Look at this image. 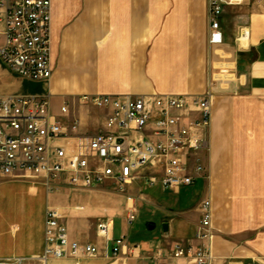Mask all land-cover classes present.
<instances>
[{
	"label": "crops",
	"instance_id": "1",
	"mask_svg": "<svg viewBox=\"0 0 264 264\" xmlns=\"http://www.w3.org/2000/svg\"><path fill=\"white\" fill-rule=\"evenodd\" d=\"M245 1L224 9L223 44L212 48L207 0H51V78L19 79L0 61V99L45 96L57 116L68 102L70 114L60 119L65 124L77 120L79 137L104 131L107 115L94 108L91 114L79 102L82 96L200 97L220 63H229L232 78L212 87L208 148L201 155L205 175L178 192L157 187L173 195L183 189L185 200L169 208L141 194L134 199L136 206L163 209L159 237L144 248L124 243L113 258L92 230L93 220L97 225L111 221L114 238L116 210L106 204L111 193L101 186L75 188L18 173L0 179V264H42L48 210L61 214L71 241L92 244L99 252L91 259L46 264H153L158 250L200 245L195 235L205 201L210 202L213 236L203 245L211 264H264V1ZM243 29L248 35L244 48L239 42ZM222 55L228 58H217ZM141 184L150 188L139 180L127 190L137 187L141 193ZM128 207L126 200V215ZM148 224L154 231L155 225Z\"/></svg>",
	"mask_w": 264,
	"mask_h": 264
},
{
	"label": "built area",
	"instance_id": "2",
	"mask_svg": "<svg viewBox=\"0 0 264 264\" xmlns=\"http://www.w3.org/2000/svg\"><path fill=\"white\" fill-rule=\"evenodd\" d=\"M240 3L207 0L210 47L223 44L220 18L224 9ZM50 22L51 0H0V61L17 78L32 82L51 78ZM213 69L216 73L210 76L209 88L200 97H80L84 107L107 114L104 131L93 136L79 137L75 119L69 124L62 122L60 118L70 114L68 102L62 103L57 116L45 96L0 99V179L23 173L48 183L63 181L75 188L112 183L121 194L139 180L150 188L173 192L193 185L206 172L201 155L208 148L212 87L232 78L227 63L216 64ZM126 200L130 202L126 223L131 225L137 210L132 196H126ZM96 232L105 253L117 257L124 247V237L112 238V222H100ZM44 236L45 248L39 258L42 264L91 259L99 252L92 244L71 241L57 210L46 213ZM212 236L210 202L205 201L195 235L200 245L176 246L167 253L158 250L151 261L211 264L212 256L203 243Z\"/></svg>",
	"mask_w": 264,
	"mask_h": 264
},
{
	"label": "rangeland",
	"instance_id": "3",
	"mask_svg": "<svg viewBox=\"0 0 264 264\" xmlns=\"http://www.w3.org/2000/svg\"><path fill=\"white\" fill-rule=\"evenodd\" d=\"M247 2V0L245 1ZM245 6L242 4L239 7L241 8ZM244 31V30H243ZM224 55V54H223ZM217 57L218 59L228 58V56ZM210 81V80H209ZM57 112L58 109H55ZM89 112L92 114V109H89ZM58 114V113H57ZM112 184V183H111ZM142 188L141 193L137 191V187H132L130 190L126 191V194L129 193L131 196H134L133 199L141 194V196L147 199H155L158 200L159 204L162 207L172 208L177 202L184 201L188 196L185 191H183L180 195H173L168 192H162L159 188H147L145 185L141 184ZM107 193L112 194V199L107 201L106 204L112 206L116 210V214L114 218V239H118L124 236V243L128 246L130 245H139V247L144 248L146 244H149L154 240L155 237H159L161 234V220L163 219V209H156L154 206H151L147 203L137 202V206L135 204V208H137L138 214L136 216V220L131 224L127 225L126 223V198L119 197V192L117 194L116 187L112 184L102 185L100 188ZM117 195V197H116ZM97 204L95 200H92V205ZM179 204V203H178ZM180 205V204H179ZM153 223L155 225L154 231H149L148 227L150 226L148 223ZM97 220L92 221V230H96Z\"/></svg>",
	"mask_w": 264,
	"mask_h": 264
},
{
	"label": "bare ground",
	"instance_id": "4",
	"mask_svg": "<svg viewBox=\"0 0 264 264\" xmlns=\"http://www.w3.org/2000/svg\"><path fill=\"white\" fill-rule=\"evenodd\" d=\"M247 37H248L247 32L243 31V33H242V35H241V37L239 39L240 45L243 48L247 46ZM227 64L229 65V63H227Z\"/></svg>",
	"mask_w": 264,
	"mask_h": 264
},
{
	"label": "water",
	"instance_id": "5",
	"mask_svg": "<svg viewBox=\"0 0 264 264\" xmlns=\"http://www.w3.org/2000/svg\"><path fill=\"white\" fill-rule=\"evenodd\" d=\"M163 231L166 232L167 231V225H163Z\"/></svg>",
	"mask_w": 264,
	"mask_h": 264
}]
</instances>
